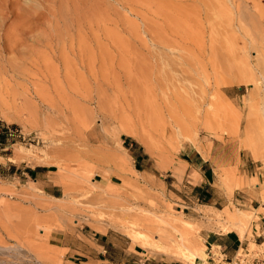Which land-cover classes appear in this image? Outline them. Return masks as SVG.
<instances>
[{"label": "rangeland", "instance_id": "1", "mask_svg": "<svg viewBox=\"0 0 264 264\" xmlns=\"http://www.w3.org/2000/svg\"><path fill=\"white\" fill-rule=\"evenodd\" d=\"M99 2V17L59 42L34 30L0 75V128L16 127L0 148V264H67L53 244L94 231L146 257L264 263L256 217L233 200L264 171V0H223L213 27L194 0ZM184 145L213 148L211 204L192 202ZM213 232L242 241L229 263L204 241Z\"/></svg>", "mask_w": 264, "mask_h": 264}, {"label": "crops", "instance_id": "2", "mask_svg": "<svg viewBox=\"0 0 264 264\" xmlns=\"http://www.w3.org/2000/svg\"><path fill=\"white\" fill-rule=\"evenodd\" d=\"M128 148L131 149L132 143H128ZM135 148L137 150H135ZM138 147L131 149L134 160L137 164L143 165L144 159L142 153L137 152ZM213 148L209 149L207 157H203L193 146L184 145L180 150L179 160L182 161L188 171H193L196 174V180L190 187L192 202H204L203 204H211L213 183V168L212 159ZM216 159V158H215ZM35 171V168L29 169V173L25 171L28 177L36 176L41 180V174ZM246 176H251L248 170L244 171ZM249 174V175H248ZM258 184L248 185L234 192V203L242 207V210L251 211L256 219L251 221V237L255 241L264 239V203L262 202L263 177H257ZM51 195L55 196V189L51 188ZM81 236H61L65 242L61 245L53 244L57 247L66 249L65 262L67 264H185L180 262L163 260L154 256L146 257L142 254V250L138 251L128 248L127 241L116 233L106 232H89L81 234ZM205 242L211 246L217 247L219 254L226 263L231 260L238 248H241L242 241L235 234L211 233L205 235ZM58 240V238H51ZM76 240V243L73 241ZM74 254L80 258L74 257ZM74 260H77L75 263Z\"/></svg>", "mask_w": 264, "mask_h": 264}, {"label": "bare ground", "instance_id": "3", "mask_svg": "<svg viewBox=\"0 0 264 264\" xmlns=\"http://www.w3.org/2000/svg\"><path fill=\"white\" fill-rule=\"evenodd\" d=\"M113 1L119 2L122 0ZM194 1L197 2L196 4H202V8H204L203 24L205 23L209 27L217 24L216 16L209 15V11L217 5L224 7L225 2L223 3V0ZM98 4L102 5L100 2L98 3V0H0V75L6 72V67H9L8 71H16L17 63L13 66H7V62L12 61L18 55L20 56L19 47L29 39L38 40V36L32 33L34 30L41 31V38L39 39L43 44L51 43L54 40L59 42L68 37V34L80 25L89 24L92 20L95 21L99 17L100 8H102L98 7ZM120 6L125 8L122 2ZM6 19H10L7 26L4 23ZM169 21L173 24L181 23L179 20L177 22L174 19ZM263 158L264 156L258 157L259 160ZM226 215L229 220L238 224V226L247 223V219L236 212L228 211ZM178 245L187 247L184 243L180 244L178 242Z\"/></svg>", "mask_w": 264, "mask_h": 264}, {"label": "trees", "instance_id": "4", "mask_svg": "<svg viewBox=\"0 0 264 264\" xmlns=\"http://www.w3.org/2000/svg\"><path fill=\"white\" fill-rule=\"evenodd\" d=\"M16 128L14 125L2 126L0 128V148H3L8 143V137L10 135L9 129ZM29 173V169H25Z\"/></svg>", "mask_w": 264, "mask_h": 264}, {"label": "built area", "instance_id": "5", "mask_svg": "<svg viewBox=\"0 0 264 264\" xmlns=\"http://www.w3.org/2000/svg\"><path fill=\"white\" fill-rule=\"evenodd\" d=\"M238 264H243L242 262H239ZM250 264H264L262 262H255L253 263V259L250 260Z\"/></svg>", "mask_w": 264, "mask_h": 264}]
</instances>
